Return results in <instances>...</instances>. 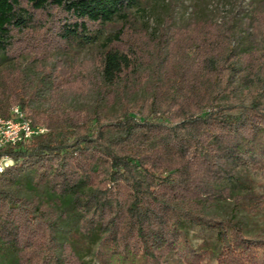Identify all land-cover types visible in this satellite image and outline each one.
I'll return each mask as SVG.
<instances>
[{
  "label": "trees",
  "instance_id": "obj_1",
  "mask_svg": "<svg viewBox=\"0 0 264 264\" xmlns=\"http://www.w3.org/2000/svg\"><path fill=\"white\" fill-rule=\"evenodd\" d=\"M145 2L0 0V116L45 130L0 152V261L264 264V0Z\"/></svg>",
  "mask_w": 264,
  "mask_h": 264
},
{
  "label": "rangeland",
  "instance_id": "obj_2",
  "mask_svg": "<svg viewBox=\"0 0 264 264\" xmlns=\"http://www.w3.org/2000/svg\"><path fill=\"white\" fill-rule=\"evenodd\" d=\"M199 0H146L144 5V20H147L151 26L155 22L160 21L161 17L164 16L166 10L173 8V15L178 20L188 14L193 4ZM210 2V7L212 10H219L220 13L224 16H228L236 11L235 3L241 2L244 8H247L249 0H207ZM86 55L82 53L80 58L85 57ZM80 104H87L86 100L77 101ZM256 181V191L260 194H264V175H261L255 179ZM222 214H227L229 212V206L221 210ZM241 217L246 218V223L248 225L249 234L252 236L264 238V208L256 214H246L245 211L240 213ZM200 237V236H199ZM200 239H194V245H200ZM80 242V241H79ZM81 243V242H80ZM84 261L88 264H98L96 258L90 254L87 255L86 250H83ZM13 260L10 257L3 258L0 261V264H13ZM211 264H214L212 262Z\"/></svg>",
  "mask_w": 264,
  "mask_h": 264
},
{
  "label": "built area",
  "instance_id": "obj_3",
  "mask_svg": "<svg viewBox=\"0 0 264 264\" xmlns=\"http://www.w3.org/2000/svg\"><path fill=\"white\" fill-rule=\"evenodd\" d=\"M44 131V129L32 127L20 108L14 106L11 108L9 118L0 116V152L6 146H14ZM12 164L10 157L0 156V174Z\"/></svg>",
  "mask_w": 264,
  "mask_h": 264
}]
</instances>
